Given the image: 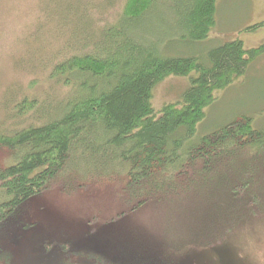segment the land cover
I'll list each match as a JSON object with an SVG mask.
<instances>
[{
	"label": "trees",
	"instance_id": "1",
	"mask_svg": "<svg viewBox=\"0 0 264 264\" xmlns=\"http://www.w3.org/2000/svg\"><path fill=\"white\" fill-rule=\"evenodd\" d=\"M217 1L0 0V45L23 50L30 44L18 68L31 75L29 89L13 86L4 107L19 123L0 135V147L12 154V163L0 168V226L54 185L70 192L112 184L116 202L131 206L130 217L170 205L161 239L167 238L166 249L181 252L192 242L222 239L246 217L264 215V132L243 117L189 143L215 93L245 74L264 43L245 50L239 39L225 41L204 61L169 56L145 24L161 5L168 36L199 45L215 26ZM261 28L264 22L245 32ZM193 72L180 103L156 114L152 90L171 75ZM36 76L50 90L45 97L28 96ZM171 224L186 231L184 246L177 247L182 239L169 232ZM132 228L139 232L127 231L126 244L137 252L150 236ZM143 250L164 264L157 258L163 247Z\"/></svg>",
	"mask_w": 264,
	"mask_h": 264
},
{
	"label": "rangeland",
	"instance_id": "2",
	"mask_svg": "<svg viewBox=\"0 0 264 264\" xmlns=\"http://www.w3.org/2000/svg\"><path fill=\"white\" fill-rule=\"evenodd\" d=\"M215 10V26L209 38L199 45L168 36L162 28H166V23L162 19L161 5L146 17L145 24L162 39L161 48L169 56H195L204 61L208 50L225 41L239 39L245 50L258 48L264 43V28L254 33L245 32L248 27L264 22V0H218ZM11 37L15 42V37ZM3 39L0 34V43ZM15 45L11 44L8 48L0 45V135L8 134L9 128L19 123L4 109L11 100L7 95L9 90L13 86L28 90L31 86V75L18 68L20 58L25 60V54L30 52V44L23 50ZM195 75L193 72L187 77L171 75L163 79L152 90L154 112L157 114L165 105L180 103L190 85V78ZM36 77L37 82L30 88L34 92L28 91V96H47L50 90H43L42 77ZM214 100L205 108V118L197 125L190 144L243 117L250 119L254 129L264 132V52L249 63L243 76L234 80L227 89L216 92ZM25 120L34 124L39 122L34 116ZM11 159L12 154L0 147V168L9 166ZM102 184L104 186L100 187L97 184L86 185L81 190H76L73 185L74 190L70 192H60L59 187L54 185L31 197L11 222L0 226V264H161L147 256V250H143L145 245L150 246L152 251L163 247L162 254L157 258L164 264H264V215L244 218L233 233L211 242L212 245L192 242L181 252L180 249H166L167 238L161 239L159 228L164 216L169 215L170 205L130 217L131 206L123 201L118 204L112 184ZM121 211L126 215H119ZM146 218L150 220L144 223ZM155 219L157 222H154ZM115 222H123L120 229ZM132 226H139L142 235L150 236L146 238L149 242L137 252L126 244L127 231L128 236L133 231L139 232ZM170 226L169 232L176 240L182 239L177 247L184 246L186 231L176 224ZM123 242L129 249L123 247Z\"/></svg>",
	"mask_w": 264,
	"mask_h": 264
}]
</instances>
